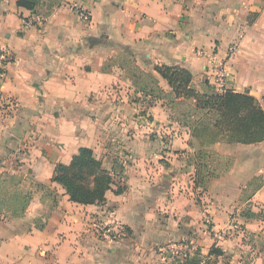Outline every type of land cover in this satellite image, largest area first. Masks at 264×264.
<instances>
[{
  "label": "crops",
  "instance_id": "1",
  "mask_svg": "<svg viewBox=\"0 0 264 264\" xmlns=\"http://www.w3.org/2000/svg\"><path fill=\"white\" fill-rule=\"evenodd\" d=\"M16 2L0 0V175L51 192L34 189L19 217L0 214V264H188L194 254L208 264H264V140L195 147L197 124L178 123L111 61L128 53L158 78L155 65L186 68L199 91L222 63L227 88L264 110V0H39L34 12ZM80 147L106 168L123 167L122 193L79 204L50 181ZM200 149L234 159L205 189L194 185ZM257 177L263 185L242 199ZM111 217L127 236L103 241L93 224Z\"/></svg>",
  "mask_w": 264,
  "mask_h": 264
},
{
  "label": "trees",
  "instance_id": "2",
  "mask_svg": "<svg viewBox=\"0 0 264 264\" xmlns=\"http://www.w3.org/2000/svg\"><path fill=\"white\" fill-rule=\"evenodd\" d=\"M38 2L39 0H17L16 3L34 12ZM113 64L124 72L136 91L152 99L163 100L174 113V119L183 126L195 128L200 119L199 112H217L213 133L215 138L212 142L223 140L228 143L255 144L264 140V110L248 93H237L230 89L219 93L208 81L201 84L199 91L193 84L188 69L165 64L155 65L153 70L169 87L165 91L159 85V78L140 68L132 55L120 53L116 55ZM102 68L107 70L108 65L105 64ZM192 160L195 167L194 185L201 189H205L212 179L227 173L234 163L233 158L220 155L212 149L195 151ZM123 177L121 165L114 164L111 168H106L93 155L92 149L80 147L68 164H55L50 181L59 184L72 202L100 204L105 200L106 191L112 190L115 194L124 191L125 187L119 181ZM262 185L260 177L252 179L247 183L242 199H248L250 193ZM112 186L115 188L112 189ZM34 189L51 192L46 184L3 171L0 175V214L13 217L23 215ZM248 189L251 191L248 192ZM243 215L256 217L250 211L243 212ZM210 253L219 255L221 252L213 247ZM199 262L198 254L188 259V264Z\"/></svg>",
  "mask_w": 264,
  "mask_h": 264
},
{
  "label": "built area",
  "instance_id": "3",
  "mask_svg": "<svg viewBox=\"0 0 264 264\" xmlns=\"http://www.w3.org/2000/svg\"><path fill=\"white\" fill-rule=\"evenodd\" d=\"M31 22L32 20H28L24 21L23 24L28 26L31 24ZM235 49V44L230 45L227 49V56L229 57L235 51ZM5 62L4 51L0 49V82L4 77ZM212 78L213 80L211 84L214 86L217 92L224 93L228 89V73L226 72L222 63L216 67L212 73ZM204 220V223L209 226L210 219L207 217V215H204ZM93 228L95 229V234L99 239L110 242L125 238L128 232L126 225L114 217H111L107 222H95L93 224ZM185 248L188 249L192 247L185 246ZM208 262V255H201L200 262L198 264H208Z\"/></svg>",
  "mask_w": 264,
  "mask_h": 264
},
{
  "label": "rangeland",
  "instance_id": "4",
  "mask_svg": "<svg viewBox=\"0 0 264 264\" xmlns=\"http://www.w3.org/2000/svg\"><path fill=\"white\" fill-rule=\"evenodd\" d=\"M114 60H116V57L111 59V61H114ZM199 116H200V120L197 122V125H196V127H198V128H196V133L198 134L197 135L198 138H195V140L193 142L195 147H199V145H201L203 143H208V142L211 143L213 141V139L215 138L213 133L215 130L214 122L217 119V112L208 110V113L199 112ZM100 144L102 146L103 145L112 146V140L108 141V140L103 139ZM223 156H225V155H223ZM225 157H231V156H225ZM231 158H233V157H231ZM247 191L250 192L251 190L248 189ZM209 225H211V223Z\"/></svg>",
  "mask_w": 264,
  "mask_h": 264
}]
</instances>
